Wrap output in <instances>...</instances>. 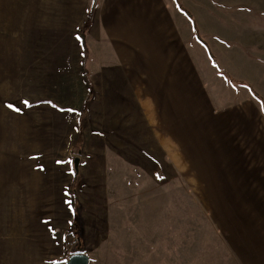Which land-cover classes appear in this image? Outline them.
I'll list each match as a JSON object with an SVG mask.
<instances>
[{"label": "rangeland", "instance_id": "374dc122", "mask_svg": "<svg viewBox=\"0 0 264 264\" xmlns=\"http://www.w3.org/2000/svg\"><path fill=\"white\" fill-rule=\"evenodd\" d=\"M91 2L0 0V264H65L76 249L89 264H241L227 237L247 259L263 253L237 239L252 229L239 228L249 220L228 193L234 172L220 176L190 135L210 124L203 95L218 149L225 128L238 159L264 148V106L249 91L264 99V0H179L209 50L163 0L197 77L180 99L145 57L135 72L117 61Z\"/></svg>", "mask_w": 264, "mask_h": 264}, {"label": "crops", "instance_id": "0c3cea01", "mask_svg": "<svg viewBox=\"0 0 264 264\" xmlns=\"http://www.w3.org/2000/svg\"><path fill=\"white\" fill-rule=\"evenodd\" d=\"M97 8L100 11L98 23H100L102 33L101 38H105L110 43L117 61L125 67H130V71L135 72L140 69L143 62L142 57H145L147 73H151L157 82L164 81L160 84L161 87H170L171 84H174L178 89L171 94L175 95V99H180L181 93H184L187 85L185 84L186 79L190 78L193 81L194 77L195 79L197 77L190 58L186 57L185 43L179 37L176 23L169 16L167 5L163 0H98ZM123 57L125 58L123 59ZM88 80L92 87L93 84L91 85L90 79ZM109 80L111 79L107 81ZM108 83L110 81L107 82V86ZM194 86H197L198 97L199 81L195 80ZM100 87H106V84H102ZM202 98L203 95L199 98L202 115L204 114L202 118L210 124H207L209 127L203 131L198 130L197 126L194 127L192 130L194 134L190 135L191 142L205 146L204 149L209 154L206 157L210 158V162H217L220 176L234 172L236 182L230 190L228 189V193L232 191L235 196L240 194L245 201L241 205L242 209L247 210L248 217L247 215L246 217L249 220L247 223L239 222V228L243 230L248 226L249 229H252L249 235L246 233L243 235V240L237 235L239 244L242 242L241 248H244V243L251 240L261 245L258 248L264 247V175L262 173L264 159L258 157L259 152L264 155V148L260 144L249 143L242 150L243 159H238L239 150L235 149L230 129L225 128V131L221 130L225 143L222 145V141V146L218 149V128L210 126L214 120L211 115L213 113L208 111V103ZM156 99L158 109H162L163 97L161 94ZM170 103V101L167 102V105ZM190 115L193 114L188 111L189 118L193 119ZM214 124L217 125L216 122ZM212 143H214L213 146H211ZM261 173L262 176L256 177ZM209 179L213 180V176H209ZM193 180L198 181L196 176L193 177ZM243 180H247L249 183L244 184L247 182H242ZM251 180L261 182L255 186ZM236 230L238 231V229ZM227 240L230 241L232 251L241 264H264V252L259 251L257 255L252 254L247 259L242 251H237L236 239L227 237Z\"/></svg>", "mask_w": 264, "mask_h": 264}, {"label": "trees", "instance_id": "16d2710c", "mask_svg": "<svg viewBox=\"0 0 264 264\" xmlns=\"http://www.w3.org/2000/svg\"><path fill=\"white\" fill-rule=\"evenodd\" d=\"M97 1L98 0H92V2H91L92 11H94V9H95V7L97 5ZM174 2L177 5L179 11L191 22L194 35L197 38V40H199L200 43H201L202 42L201 36H200V34L198 32L197 25H196L195 21L192 19V17L189 14V12H187L186 10H184L183 7H181V5L179 3V0H174ZM86 30H87V27H84V30L79 32V34L77 35L78 36V41H79V44H80L81 55H82L81 67H83V68H84V65H85V62H86V58H87V54H88V48L86 46ZM201 44L204 45L203 43H201ZM204 47H207V49H208L207 45H204ZM208 55L211 58V60L213 61V63H215L216 61H215V58H214L213 54L208 51ZM249 91L251 93V96L257 102H259L261 105L264 106V99L261 96H259L253 89H250ZM74 253H83V252H81V250L79 251V249H76V251H74L72 254H74Z\"/></svg>", "mask_w": 264, "mask_h": 264}, {"label": "water", "instance_id": "95a60500", "mask_svg": "<svg viewBox=\"0 0 264 264\" xmlns=\"http://www.w3.org/2000/svg\"><path fill=\"white\" fill-rule=\"evenodd\" d=\"M65 264H89V258L83 253H74L67 258Z\"/></svg>", "mask_w": 264, "mask_h": 264}, {"label": "snow or ice", "instance_id": "6c2138e0", "mask_svg": "<svg viewBox=\"0 0 264 264\" xmlns=\"http://www.w3.org/2000/svg\"><path fill=\"white\" fill-rule=\"evenodd\" d=\"M24 104L27 105L28 104V101H24ZM8 107L12 108L14 107L12 104H9ZM18 110V109H17Z\"/></svg>", "mask_w": 264, "mask_h": 264}]
</instances>
